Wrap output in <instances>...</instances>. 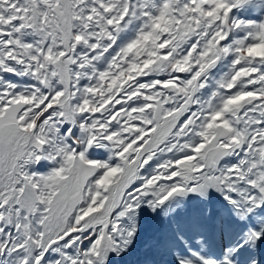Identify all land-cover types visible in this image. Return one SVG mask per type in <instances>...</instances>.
I'll return each mask as SVG.
<instances>
[{
	"label": "snow or ice",
	"instance_id": "snow-or-ice-1",
	"mask_svg": "<svg viewBox=\"0 0 264 264\" xmlns=\"http://www.w3.org/2000/svg\"><path fill=\"white\" fill-rule=\"evenodd\" d=\"M145 213V264H264V0H0V264H111Z\"/></svg>",
	"mask_w": 264,
	"mask_h": 264
},
{
	"label": "rangeland",
	"instance_id": "rangeland-1",
	"mask_svg": "<svg viewBox=\"0 0 264 264\" xmlns=\"http://www.w3.org/2000/svg\"><path fill=\"white\" fill-rule=\"evenodd\" d=\"M44 162L40 165V170L46 171ZM159 226V221L149 213H145L144 227L138 237L135 246L125 255L114 257L111 264H145V261L152 255L150 249L145 247L147 239Z\"/></svg>",
	"mask_w": 264,
	"mask_h": 264
},
{
	"label": "crops",
	"instance_id": "crops-1",
	"mask_svg": "<svg viewBox=\"0 0 264 264\" xmlns=\"http://www.w3.org/2000/svg\"><path fill=\"white\" fill-rule=\"evenodd\" d=\"M48 167H49V164L47 163V164H46V169H48Z\"/></svg>",
	"mask_w": 264,
	"mask_h": 264
}]
</instances>
